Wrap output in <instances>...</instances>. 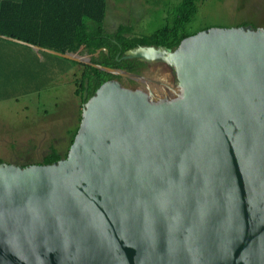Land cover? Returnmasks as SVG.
Returning a JSON list of instances; mask_svg holds the SVG:
<instances>
[{"label": "water", "instance_id": "water-1", "mask_svg": "<svg viewBox=\"0 0 264 264\" xmlns=\"http://www.w3.org/2000/svg\"><path fill=\"white\" fill-rule=\"evenodd\" d=\"M0 37L168 92L85 82L66 157L0 163V264H264V27L123 52L172 85Z\"/></svg>", "mask_w": 264, "mask_h": 264}, {"label": "trees", "instance_id": "trees-1", "mask_svg": "<svg viewBox=\"0 0 264 264\" xmlns=\"http://www.w3.org/2000/svg\"><path fill=\"white\" fill-rule=\"evenodd\" d=\"M203 1L180 0L168 11L163 25L149 34L137 35L127 24H119L113 32H106L103 25L106 0H0V36L60 53L76 54L98 65L134 72L145 63L138 59H120L126 49L138 45H162L173 50L183 38L211 27L194 26L198 6ZM248 24L243 21L238 25ZM0 44V99L37 91L52 77L64 74L74 66L81 68L74 90L80 99L85 82L90 97L103 82L121 79L119 75L91 65L43 51L36 52L3 37H0ZM9 45L19 48L17 61L12 59ZM97 50L99 53L95 55ZM22 53H28V56ZM77 128L78 125L69 136L65 150L50 145L35 162L24 161L19 165L51 164L66 157Z\"/></svg>", "mask_w": 264, "mask_h": 264}, {"label": "rangeland", "instance_id": "rangeland-1", "mask_svg": "<svg viewBox=\"0 0 264 264\" xmlns=\"http://www.w3.org/2000/svg\"><path fill=\"white\" fill-rule=\"evenodd\" d=\"M180 0H106L103 21L106 32L127 24L137 35L149 34L165 23L168 11ZM246 21L264 27V0H204L198 6L194 26H238ZM81 68L74 66L52 77L37 91L0 100V163L35 162L50 145L65 150L79 125L81 100L74 94ZM142 73L172 85V75L162 64L144 67ZM122 85L130 84L121 77ZM137 88L143 86L135 83ZM152 93L161 96L152 86Z\"/></svg>", "mask_w": 264, "mask_h": 264}, {"label": "flooded vegetation", "instance_id": "flooded-vegetation-1", "mask_svg": "<svg viewBox=\"0 0 264 264\" xmlns=\"http://www.w3.org/2000/svg\"><path fill=\"white\" fill-rule=\"evenodd\" d=\"M144 63V62H143ZM150 65H147L146 63H145V65L144 66H141V67H139L138 69H137V71H134V72H132V73H135V74H137V75H141V76H144V77H147V76H145L143 73H142V69L144 68V67H149ZM149 78V77H148ZM128 79V78H127ZM153 79V78H152ZM131 80V79H130ZM154 80H157V79H154ZM132 82H129L130 84H125V85H123L124 87H126V88H129V89H132V90H134V89H144V90H147V91H150L151 93H152V86H155L156 88H158L159 89V93H160V95L161 96H164L165 94L167 95L168 94V92L166 91V90H164V89H162L159 85H157L156 83H154V82H146V83H140V84H142L143 86H141V88H137L136 86H135V83H137V81H135V80H131ZM157 81H160V80H157ZM162 82V81H161ZM88 97V96H87ZM81 100V99H80ZM81 103H82V100H81Z\"/></svg>", "mask_w": 264, "mask_h": 264}, {"label": "crops", "instance_id": "crops-1", "mask_svg": "<svg viewBox=\"0 0 264 264\" xmlns=\"http://www.w3.org/2000/svg\"><path fill=\"white\" fill-rule=\"evenodd\" d=\"M8 48H10V50H11V54L10 55L12 56V59H15L17 61L18 58H19V55H20L19 48L16 47V46H13V45H9ZM1 49H2V45L0 44V50ZM22 55L23 56H28V53H26V55H25V53H22ZM0 56H1V54H0ZM0 100H2V99H0Z\"/></svg>", "mask_w": 264, "mask_h": 264}]
</instances>
